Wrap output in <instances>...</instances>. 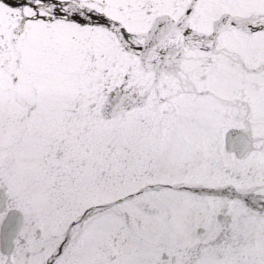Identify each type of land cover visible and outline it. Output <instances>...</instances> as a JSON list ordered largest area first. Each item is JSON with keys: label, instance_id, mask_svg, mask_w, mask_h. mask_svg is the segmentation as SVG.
I'll use <instances>...</instances> for the list:
<instances>
[{"label": "snow or ice", "instance_id": "obj_1", "mask_svg": "<svg viewBox=\"0 0 264 264\" xmlns=\"http://www.w3.org/2000/svg\"><path fill=\"white\" fill-rule=\"evenodd\" d=\"M0 264H264V0H0Z\"/></svg>", "mask_w": 264, "mask_h": 264}]
</instances>
